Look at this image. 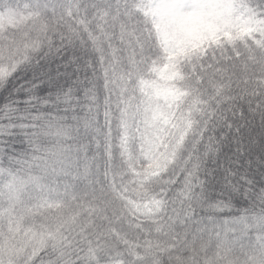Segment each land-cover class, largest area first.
Listing matches in <instances>:
<instances>
[{
    "label": "snow or ice",
    "instance_id": "snow-or-ice-1",
    "mask_svg": "<svg viewBox=\"0 0 264 264\" xmlns=\"http://www.w3.org/2000/svg\"><path fill=\"white\" fill-rule=\"evenodd\" d=\"M0 264H264V0H0Z\"/></svg>",
    "mask_w": 264,
    "mask_h": 264
}]
</instances>
